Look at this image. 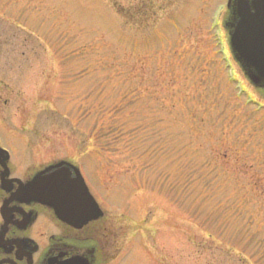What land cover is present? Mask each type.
Segmentation results:
<instances>
[{
	"label": "rangeland",
	"instance_id": "1",
	"mask_svg": "<svg viewBox=\"0 0 264 264\" xmlns=\"http://www.w3.org/2000/svg\"><path fill=\"white\" fill-rule=\"evenodd\" d=\"M132 1L0 0L27 27L0 20V127L34 162L85 161L114 264H264V109L214 52L226 0L145 26Z\"/></svg>",
	"mask_w": 264,
	"mask_h": 264
},
{
	"label": "flooded vegetation",
	"instance_id": "2",
	"mask_svg": "<svg viewBox=\"0 0 264 264\" xmlns=\"http://www.w3.org/2000/svg\"><path fill=\"white\" fill-rule=\"evenodd\" d=\"M5 15V29H12L14 14L8 10ZM50 121L54 123V119ZM11 133L0 127V147L5 150H0V264H71L72 259H78V264H98L100 257L110 260L104 240V233L106 236L110 230L108 215L85 224H63L53 218L46 206L19 193L38 172L61 160L78 166L92 189L84 170L85 161L67 156L34 162L36 151L24 149Z\"/></svg>",
	"mask_w": 264,
	"mask_h": 264
},
{
	"label": "water",
	"instance_id": "3",
	"mask_svg": "<svg viewBox=\"0 0 264 264\" xmlns=\"http://www.w3.org/2000/svg\"><path fill=\"white\" fill-rule=\"evenodd\" d=\"M246 1L252 5L254 0ZM236 6V1L233 0V5L228 12V19L225 22L230 35V45L233 47L234 57L247 79L264 95V61L254 60L250 57L253 53L264 54V32L251 24L250 19L245 16L249 11L246 12L242 8L237 11ZM238 13L241 19H239ZM234 49H237L238 53ZM62 167L63 165L58 164L51 167L54 169L53 171L41 173V178L43 175L50 176L47 179L48 182L45 179L41 180V184L44 181L46 184L44 186L39 184L40 187L37 188L32 184L29 191L31 197L53 209L55 215L64 222L73 223L78 217L84 222L89 218L98 219L101 217V210L84 186L75 168L71 165L68 168ZM33 182L34 185L37 183L36 180Z\"/></svg>",
	"mask_w": 264,
	"mask_h": 264
},
{
	"label": "trees",
	"instance_id": "4",
	"mask_svg": "<svg viewBox=\"0 0 264 264\" xmlns=\"http://www.w3.org/2000/svg\"><path fill=\"white\" fill-rule=\"evenodd\" d=\"M145 6H147V5H153L154 4V1L153 0H146L145 2ZM133 8H134V10H136L137 12H142V8H141V5L140 4H136V5H134L133 6ZM139 10V11H138ZM146 13H149V11L148 12H146ZM123 14V16H127V14L125 13V12H123L122 13ZM127 18V17H126Z\"/></svg>",
	"mask_w": 264,
	"mask_h": 264
}]
</instances>
